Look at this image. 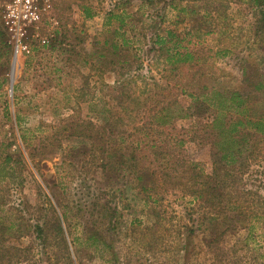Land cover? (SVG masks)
<instances>
[{"label": "rangeland", "instance_id": "rangeland-1", "mask_svg": "<svg viewBox=\"0 0 264 264\" xmlns=\"http://www.w3.org/2000/svg\"><path fill=\"white\" fill-rule=\"evenodd\" d=\"M151 1L52 0L15 58L0 0V264H264V0Z\"/></svg>", "mask_w": 264, "mask_h": 264}, {"label": "trees", "instance_id": "trees-1", "mask_svg": "<svg viewBox=\"0 0 264 264\" xmlns=\"http://www.w3.org/2000/svg\"><path fill=\"white\" fill-rule=\"evenodd\" d=\"M187 2V1H186ZM126 4L125 2L122 4L124 5ZM195 5H192V4H189L187 3L186 5H184V7H180L178 10H182V11H185L188 15H189V18H190V29H194V25H193V21H192V18L195 17V15L197 14V9L194 7ZM84 13H85V16L87 18H90L92 16L91 14V10L89 8H84ZM134 16L133 14H128L126 12H123V13H118L117 10H112L110 13H109V16H108V20H107V25L108 26H111L112 24V21L117 20V24H116V28L113 30L112 34L116 37L115 38V41H112V47L114 49V51L116 53H124L125 50H129V45H130V42L128 40V38L126 37V32L132 28L134 26L133 24V21H134ZM206 18L204 17V20ZM189 29V30H190ZM122 33L121 35V41L119 43V36L120 34ZM175 33L173 31H168L167 33V36L165 38L163 37H160L159 35H156V39L155 41L153 42V44L157 43L159 44L160 46H163V45H166L169 41H173L174 38H175ZM190 34V33H189ZM119 39V40H117ZM105 45H109L110 43L108 41H105L104 42ZM179 46V45H178ZM52 50H54L52 48ZM166 52L168 53L169 55V49L166 50ZM168 61L170 62V64H175V63H179V64H182L181 66L183 67L184 64H187L189 62H192V55L189 51H185V53H176L175 55H170V57L168 58ZM120 63V62H119ZM132 63L127 61V60H124L123 63H121L120 65H122V67L124 68H129L130 65ZM181 66H179L178 68H180ZM142 67V66H140ZM114 72L117 71V70H113ZM116 73V72H115ZM130 74V72H126V73H121L120 77H127L128 75ZM130 76V75H129ZM194 100H193V104L191 106V108L189 109L188 111V114L184 115L185 117L188 116V117H192V116H202V115H207V116H210L212 114V108L210 106V104L207 102L206 98L204 99H201L199 97H196L194 96ZM235 99V98H234ZM216 121H217V117H213V121L211 123H208V128L212 131V133H214L215 130H217V127H216ZM246 124H252L251 121H247ZM238 126H244V122L242 120L238 121L236 124H233L231 125L229 128H227V133L228 134H232L233 137L235 138V134L239 132L238 130ZM252 128H255L259 133H261L262 135H264V123H261V122H258V123H255L252 125ZM218 131V130H217ZM233 139V138H232ZM236 139V138H235ZM233 139V146H229V148L226 149L225 151V155H224V159H226L227 161H230L228 159L230 158H233L234 159V155L236 156V154H239L241 152V149H240V141L239 140H235ZM11 160L10 156H7L4 160V164L5 163H9ZM235 160V159H234ZM234 161H231L229 162L230 164H232ZM190 176L187 180L193 178L196 176V173L194 172L193 169H191L190 171H188ZM139 179H142V176L138 177ZM206 191L203 189L201 190V192H199V196L201 197H205Z\"/></svg>", "mask_w": 264, "mask_h": 264}, {"label": "built area", "instance_id": "built-area-1", "mask_svg": "<svg viewBox=\"0 0 264 264\" xmlns=\"http://www.w3.org/2000/svg\"><path fill=\"white\" fill-rule=\"evenodd\" d=\"M52 0H2L4 28L11 37L15 58L30 54L31 44L27 42L31 29L38 28L48 14ZM34 36L41 44L47 39L35 32Z\"/></svg>", "mask_w": 264, "mask_h": 264}, {"label": "crops", "instance_id": "crops-1", "mask_svg": "<svg viewBox=\"0 0 264 264\" xmlns=\"http://www.w3.org/2000/svg\"><path fill=\"white\" fill-rule=\"evenodd\" d=\"M154 0H152L151 2H153ZM132 2V1H131ZM141 2L144 4H147L148 3V0H141ZM124 6V5H123ZM118 11V13H123V12H126V13H128V14H133V15H135V14H138L140 11L139 10H136V11H134V12H130L129 11V9H120L119 8V10H117ZM111 12V10H109V13ZM108 13V14H109ZM91 14H92V16L90 17L91 19L92 18H94V14L91 12ZM109 15H107V17H108ZM84 17L85 18H87L86 16H85V13H84ZM107 20H108V18H107Z\"/></svg>", "mask_w": 264, "mask_h": 264}]
</instances>
